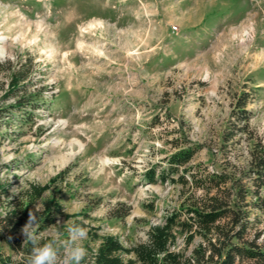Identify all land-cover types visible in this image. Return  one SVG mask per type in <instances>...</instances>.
Returning a JSON list of instances; mask_svg holds the SVG:
<instances>
[{
	"label": "rangeland",
	"instance_id": "obj_1",
	"mask_svg": "<svg viewBox=\"0 0 264 264\" xmlns=\"http://www.w3.org/2000/svg\"><path fill=\"white\" fill-rule=\"evenodd\" d=\"M242 98L264 142V0H0V105H15L0 119V219L16 207L24 237L50 201L53 231L81 224L86 249L144 241L184 199L144 177L175 143L199 146L188 165H247L245 136L222 144ZM31 185L47 188L27 204Z\"/></svg>",
	"mask_w": 264,
	"mask_h": 264
},
{
	"label": "trees",
	"instance_id": "obj_2",
	"mask_svg": "<svg viewBox=\"0 0 264 264\" xmlns=\"http://www.w3.org/2000/svg\"><path fill=\"white\" fill-rule=\"evenodd\" d=\"M26 76L24 68L13 69L7 92L26 80ZM31 96L34 101L39 99L36 94ZM23 98L17 96L18 108L24 105ZM245 103L246 98L239 101L233 113L235 130L223 135L222 144L226 145L236 133L245 136L249 145L246 166L239 167L227 159L213 168L188 165L199 146L187 141L186 145L175 143V150L165 156L164 164L159 169L152 165L144 177L150 183L179 185L184 194L181 207L166 215L162 224L153 226L146 240L129 248L117 237L104 235L94 250L87 249L82 264H264V225L259 227L264 221V142L250 128ZM12 106L15 105H0V119L11 112ZM46 188L31 185L24 190L23 198L27 204L33 203ZM59 210L57 203L45 201L39 228L55 225V213ZM16 214L14 207L0 219V241L10 250L8 253L0 248V264H26L31 251L25 237L14 235L25 220ZM176 233L183 234V246L179 248ZM197 236L199 241L189 248ZM38 237L41 243L48 239V235Z\"/></svg>",
	"mask_w": 264,
	"mask_h": 264
},
{
	"label": "clouds",
	"instance_id": "obj_3",
	"mask_svg": "<svg viewBox=\"0 0 264 264\" xmlns=\"http://www.w3.org/2000/svg\"><path fill=\"white\" fill-rule=\"evenodd\" d=\"M38 219L29 212L26 224L22 228L25 241L31 244V251L27 256L26 264H82L87 257V249L83 242L88 238V230L81 224L72 221L67 223L66 233L54 226L48 227V239L43 243L37 235ZM61 221H57L60 224Z\"/></svg>",
	"mask_w": 264,
	"mask_h": 264
}]
</instances>
